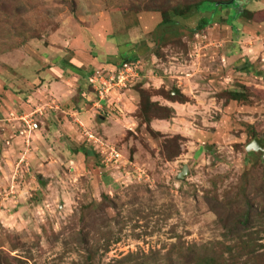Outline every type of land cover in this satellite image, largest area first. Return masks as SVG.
<instances>
[{"label": "rangeland", "instance_id": "1", "mask_svg": "<svg viewBox=\"0 0 264 264\" xmlns=\"http://www.w3.org/2000/svg\"><path fill=\"white\" fill-rule=\"evenodd\" d=\"M245 3L253 13L250 19L235 18L229 24L226 17L233 9L218 8L216 14L202 9L163 31L160 12L146 9L139 0H0V95L1 88L12 91L9 98L15 96L10 100L15 103L6 106L16 111L15 116L44 107L42 116L34 115L39 125L35 137L23 146L21 122L6 121L7 110L0 104V119L5 120H0V251L12 264H82L83 234L88 233L93 244L104 245L96 238L108 229L112 230L108 251L99 248L93 264L130 253H164L178 241L233 242L224 236V225L230 223H218L216 210L235 198L245 170L253 168L248 190H255L263 178L258 151L248 160L245 146L252 140L250 126L264 144V0ZM211 15V23L191 33L199 18ZM107 17L110 26L101 25ZM79 31L85 32V44L78 48L86 54L95 50L97 60L106 54L104 40L126 56V45L118 46L125 33L124 39H131L139 52L141 70L159 69L167 76L195 73L187 74V79L170 77L167 88H145L159 99H167L168 91L184 96L181 90L186 89L190 95L180 126L191 132H183L186 137L160 132L162 138L177 137L179 154L172 160L163 154L162 139L152 138L143 127H117L112 130L115 135L100 129L94 90L75 62L65 64L64 71L46 73L56 65L63 69L59 59H68L65 55L73 49L78 52L65 41ZM247 64L250 70H241ZM244 87L248 102L226 101L222 95ZM132 115L134 111L126 117ZM80 125L121 152L122 168L104 167L98 153L75 152L80 145L91 147ZM173 143L168 147L175 150ZM184 164L189 173L180 181L176 175ZM136 167L148 177L137 178ZM253 201L258 210V199ZM235 205L242 204L223 210L221 217L234 216L239 207ZM256 241L264 243L263 232Z\"/></svg>", "mask_w": 264, "mask_h": 264}, {"label": "trees", "instance_id": "2", "mask_svg": "<svg viewBox=\"0 0 264 264\" xmlns=\"http://www.w3.org/2000/svg\"><path fill=\"white\" fill-rule=\"evenodd\" d=\"M139 1L145 3L144 7L146 9L160 12L161 19L159 26L162 27L163 31L166 30L167 27L176 25L179 19H186L188 16L193 15L195 12L202 9L211 10L212 14H216L218 8L233 9V13L231 12L226 17V22L228 21L229 24L232 22V19L240 17L250 19L253 16V13L246 8L245 3L251 0H245L242 3L239 2V0H233L232 2H230V0ZM212 21V15L209 17L199 18L195 27L191 28V33L194 34L199 30L204 29L206 25ZM124 58H127V55ZM135 60L136 59L130 58L124 59V61ZM241 70L248 72L250 70V66L248 64L244 65ZM259 73L260 72H258V74ZM244 88L245 89L241 88V90H227L223 92L222 95L225 94L227 97L226 101H235L237 103L248 102L250 94L246 87ZM131 92L135 93L137 96V108L134 111V116L137 119L138 129L143 127L145 132L152 138L162 139V145L164 147L163 154L167 160H172L179 154L177 137L162 138L160 132L154 131L151 128L150 122L153 119H171L174 114V109L172 107L162 105L157 101L151 100V96L153 94L149 90L142 87V81L136 82L132 86ZM222 95L219 94V97ZM166 98L169 101H178L180 103L188 101V99L182 94L171 95L170 91L166 93ZM249 133L250 140L258 136L252 126H250ZM171 142H174L172 145L175 144V150L168 147ZM82 147L83 145H80L75 148V152H82L85 156L96 154L91 147L89 149H84ZM246 152L248 155L247 159L250 154L255 153V151ZM258 154V163L262 167L263 178L258 183L256 189L248 190L247 187L250 182L248 177L250 175V169H253L250 167L242 173L240 189H238V192L235 194V198L229 200L228 202H223L224 204L220 207L222 210H216L219 216L218 223L221 222L222 225L230 223L228 226L224 225V236L226 239L229 238L233 242L230 244H224L220 241H216L211 243L212 245H210V243L205 245H184L178 241L169 245V248L164 253H159V251H152L147 254L130 253L118 259H114L112 262H108L107 264H264V243H258L256 241L259 233H264V156L262 151H258ZM247 159L246 162H248ZM250 192H254L255 195L251 197ZM253 199H258V210L254 205L255 202ZM104 200L108 201V203L112 202L108 196H104ZM238 203H241L242 205H235L239 207L237 208L234 216L230 214L229 216H226L227 218L221 217L223 210L233 208L234 204ZM90 205L91 204H87V208H89ZM228 217H230V219ZM254 224L258 225V229L251 230L250 227ZM111 231L112 230L109 229L105 230V233H102L101 231L96 238L98 242L100 239H103L105 241L104 245H100L99 243L93 244L90 242L88 233L83 234L81 240L85 245H81V248L85 250V254L83 255L82 264H93L95 253L99 248L102 251H108L110 246L109 238L112 237ZM118 240V237L113 238L114 242H117ZM16 260L21 262L22 259L16 258ZM0 264H12L8 256L2 254L1 251Z\"/></svg>", "mask_w": 264, "mask_h": 264}, {"label": "crops", "instance_id": "3", "mask_svg": "<svg viewBox=\"0 0 264 264\" xmlns=\"http://www.w3.org/2000/svg\"><path fill=\"white\" fill-rule=\"evenodd\" d=\"M108 19H109L108 17L102 18L100 20V24L104 25L105 23H107L110 26V24H109L110 21ZM96 27H97V24L94 27H92L93 32H95V33L97 32V30H95ZM86 30L90 31L89 28H86ZM98 30H100V29H98ZM84 33L85 32L79 31V33L75 37H71L70 39H67V41H65V42L69 43V46H70L69 48H72L71 44H73V48L75 46H76V48H78L80 45L85 44L83 41ZM125 37H126V34L124 33L123 36L118 38V41H119L118 46L119 45H126V46H124V49L127 48L126 50H129L128 54H127V58L139 60V58H140V55L138 54L139 52H137L136 49H133V46H132L133 43H131L132 42L131 39L125 40L124 39ZM106 44L108 46L107 48H105ZM101 46L104 50H106V54L103 55L101 58H99V60H97L95 57V52H94L95 50H92L93 53H91L90 52L91 50L89 49V52L87 51L88 54H86L85 50H83L82 48H80V49L78 48V52H75V49H73V51L71 50L69 56L65 55L66 57H68V59L67 58L61 59V60L59 59L60 62H63V65H62L63 69L56 65V66H53L52 69H47L45 71L47 74L54 73V72L58 71V69L64 71L65 66L67 65L69 67V65H70L69 63L72 61V62H75L78 69H80L79 70L80 75L81 76L85 75V77H86V75H89L92 72V70L96 69L99 66H101V67H103V66L104 67H115V66L119 65L122 61H124V59H127V58H124L126 56L121 57L120 55L117 54L118 53L117 49H115L114 46L113 47L111 46V42L104 40L103 42H101ZM130 46H132V47L130 48ZM63 48H65V47H63ZM63 50L67 51L66 48ZM84 54H86L88 56H83ZM119 57H120V60H117ZM55 59H57V57H55ZM67 60H68V62H67ZM83 63H86L85 67H84ZM174 65L178 67L177 63H174ZM155 66H157V65L155 64ZM178 70L181 71V67H179ZM166 74L167 73L165 71H161L159 69L154 70V68L146 70V71H143L140 69V79L138 81H142V87L144 89L145 88L148 89L150 87L159 88L158 86H161L163 88H167L170 77L171 78L175 77L177 79H179V78L187 79L186 78L187 74L190 76L191 75L193 76L195 73H192V74L191 73H185V76L181 73L180 74L174 73L173 75L169 74V76H167ZM58 76H54V78L58 79ZM191 77H190V79H191ZM1 90L3 92L0 95V104L2 105V108L6 109L9 112V113H7V111L5 112L8 115H7V117L4 118L6 121L9 122L10 120H13V119H10L9 114L10 113L15 114L16 111L15 110L9 111V108H7L6 105L7 104L10 105L9 103H13L14 101L12 102L10 100L14 99L15 96H14V98H9V96H11V94H12V91L9 89H3V88H1ZM181 91L183 92V94L185 93L184 94L185 97L186 96L190 97V95L185 92L186 89L181 90ZM189 92L191 93L190 90H189ZM125 93H126V96L123 98V105L126 109V112H125V114L120 115L122 117H117L116 115L114 116V114H112V112L108 111L107 109H105L103 111L100 110L101 112L98 111V113H97L98 120L97 121L99 122L98 125H101L100 129L103 132L109 134L113 129H116L117 127L126 126V128H131V126L132 127L137 126V120H136L134 115H132L130 117H126V115L128 113H131V112L136 110V108H137V96L135 93L131 92L130 89L125 91ZM6 96H8V98ZM196 97L197 96L194 95L192 92L191 98L195 99ZM16 99H17V97H16ZM30 99L28 98V100H26V101L28 102ZM160 99H162V100H160ZM160 99H159V96L158 97L156 95L151 96V100L159 101V103L162 105H167L169 107H172L174 109V115L170 120L153 119L150 122L151 128L154 131H159L161 133H167V132L181 133L182 135H184L186 137L187 136V135H185L186 133H183V132H191V131L188 130V128H186L187 130L185 131V128L183 126H180V124L184 125V118L181 117L180 115L184 114L183 111L186 108H188V106H190V103L189 102L180 103L178 101H169V100H167L161 96H160ZM194 104H192V105L194 106ZM0 110H2V109H0ZM31 111L32 110H30L28 112H31ZM61 111L63 114H67L69 112L68 110H66V111L61 110ZM38 116H40V115H38ZM4 119H0V120H4ZM14 121H17V120L14 119ZM17 122H15V123H17ZM63 122H64V120H63ZM195 130H198V129H195ZM36 133L33 134L34 137H35ZM112 134L115 135L114 131H112ZM34 137L32 136V140ZM32 140H31V142H32ZM21 143L23 146L25 145L23 139H22ZM95 153L97 154V152H95Z\"/></svg>", "mask_w": 264, "mask_h": 264}, {"label": "built area", "instance_id": "4", "mask_svg": "<svg viewBox=\"0 0 264 264\" xmlns=\"http://www.w3.org/2000/svg\"><path fill=\"white\" fill-rule=\"evenodd\" d=\"M140 68H138V60L123 61L115 67H104L95 69L87 76V82L93 88L95 100L93 106L96 109H108L115 111L119 115H123L126 109L123 105L122 96L140 79ZM44 107H36L31 112L15 116L9 114L10 119L19 121L21 129L19 134L22 135L26 146L32 135L38 131L39 125L34 119V115H43ZM79 123V121H77ZM82 127V125H80ZM82 136L84 140L90 144L91 148L97 152L102 158V164L106 168L120 169L122 168L123 156L121 152L114 146L105 141L97 133L84 129L82 127ZM27 151V150H25ZM23 157L19 159L22 162ZM137 178L142 176L148 177L147 174L139 167L134 168Z\"/></svg>", "mask_w": 264, "mask_h": 264}, {"label": "water", "instance_id": "5", "mask_svg": "<svg viewBox=\"0 0 264 264\" xmlns=\"http://www.w3.org/2000/svg\"><path fill=\"white\" fill-rule=\"evenodd\" d=\"M233 0H230V2H232ZM241 3L243 2V0H239ZM173 93H179L178 90H176L175 92L173 91ZM245 150L246 151H262L263 152V156H264V144L262 143V140L260 138H254L252 139L246 146H245ZM189 173L188 167L186 164H184L182 166V168L180 169V171L177 173L176 175V179L182 181L184 179V177H186Z\"/></svg>", "mask_w": 264, "mask_h": 264}]
</instances>
